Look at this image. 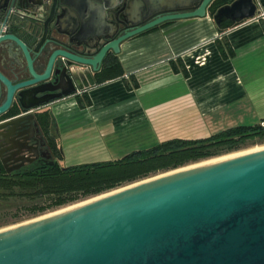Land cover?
Here are the masks:
<instances>
[{"label": "water", "instance_id": "95a60500", "mask_svg": "<svg viewBox=\"0 0 264 264\" xmlns=\"http://www.w3.org/2000/svg\"><path fill=\"white\" fill-rule=\"evenodd\" d=\"M73 1L75 32L84 39L103 40L104 45L86 59L58 56L61 63L64 59L73 65L68 70L73 88L57 100L94 87V75L106 57L119 56L126 41L166 22L207 18L214 0ZM85 5L90 18L79 24ZM112 12L122 25L135 24L140 16L148 20L114 38L103 33L115 27L107 20ZM256 13L254 0H235L219 8L212 21L218 30L226 31L252 20ZM29 65L35 79L26 84L13 87L0 76L9 87L0 116L10 108L17 89L47 83L49 67L36 76ZM58 73H54L57 81ZM25 121L0 125V141L7 145L0 150L6 174L38 160L54 164L49 151L30 144L31 137L23 142L11 139ZM23 135L19 133L18 138ZM144 181L0 232V264H264V150Z\"/></svg>", "mask_w": 264, "mask_h": 264}, {"label": "crops", "instance_id": "0c3cea01", "mask_svg": "<svg viewBox=\"0 0 264 264\" xmlns=\"http://www.w3.org/2000/svg\"><path fill=\"white\" fill-rule=\"evenodd\" d=\"M254 2L264 11V0ZM221 38L233 51L227 60L216 48ZM118 60L123 78L87 89L89 106L74 98L50 106L58 165L117 161L264 120V21L223 34L209 16L175 21L123 43Z\"/></svg>", "mask_w": 264, "mask_h": 264}, {"label": "flooded vegetation", "instance_id": "af4514ba", "mask_svg": "<svg viewBox=\"0 0 264 264\" xmlns=\"http://www.w3.org/2000/svg\"><path fill=\"white\" fill-rule=\"evenodd\" d=\"M74 7L73 0H0V76L15 87L35 79L29 62L36 76H41L49 67V78L45 85H28L15 91L10 108L0 116V125L25 119V122L19 124L20 127L11 139L16 138L17 141L23 142V138L31 137V145H37L39 150H47L51 154L49 140L40 117L50 116L48 130L50 136L55 139L57 129L51 118L50 106L71 98L77 101L86 94L84 89L77 94L56 99L71 92L73 88L68 74L69 68L73 65L64 59L61 63L58 56L71 55L86 59L104 45L103 40L84 39L77 31L75 32L72 18ZM81 12L84 17L79 18V24L90 18V10L86 5L85 10ZM107 20L115 27L103 33L116 38L125 30L134 29L136 27L134 25L147 21L148 17L144 19L140 16L139 22L122 25L119 15L112 12L107 16ZM89 46H92L93 50H90ZM108 56L118 57L112 54ZM101 68L102 65L100 70ZM55 72H59L58 81V77L54 76ZM79 85L83 87L82 83ZM8 96L9 87L0 78V108L7 102ZM19 133L25 135L18 138ZM0 144H2L0 150L7 148L4 141H0ZM9 156V153L4 154V159ZM51 156L54 162L55 157ZM34 165L40 166L43 163L38 160ZM0 166L4 167L1 158ZM28 166L33 165L26 167Z\"/></svg>", "mask_w": 264, "mask_h": 264}, {"label": "trees", "instance_id": "16d2710c", "mask_svg": "<svg viewBox=\"0 0 264 264\" xmlns=\"http://www.w3.org/2000/svg\"><path fill=\"white\" fill-rule=\"evenodd\" d=\"M235 0H214L208 8V15ZM173 22H166L139 36L156 31ZM220 34L225 31H220ZM137 36V37H139ZM218 53L223 60L233 56V51L226 40H216ZM124 76L118 57L107 56L101 70L94 75L95 85H102ZM137 85L133 81V88ZM130 89V87H129ZM80 107L90 105L85 94L77 100ZM49 148L55 159L61 157L56 140L50 136L48 125L50 116L40 117ZM248 127H234L212 135L209 138L186 141L169 140L159 143L147 150L134 151L120 160L60 167L55 161L52 166H28L25 169L6 174L0 166V202L15 198H25L33 202L41 201V206L30 208L33 217L63 207L94 198L114 190L131 185L160 173L200 163L223 154L239 151L248 143L264 142V126L262 124Z\"/></svg>", "mask_w": 264, "mask_h": 264}, {"label": "rangeland", "instance_id": "374dc122", "mask_svg": "<svg viewBox=\"0 0 264 264\" xmlns=\"http://www.w3.org/2000/svg\"><path fill=\"white\" fill-rule=\"evenodd\" d=\"M210 19L212 21V18H210ZM180 21H185V20H180ZM262 126H264V123L262 124ZM263 147H264V142L248 143L247 145H245L243 148H241L237 152L230 153V154H223L219 157L212 158V159L200 162V163L192 164V165H189V166H186L183 168L193 167V166L203 164V163H206V162H209L212 160H216V159L223 158L226 156H231V155L241 153V152L250 151L251 149H254V148H263ZM61 164L62 165H59L60 167L63 166V162H61ZM172 172H174V171H172ZM169 173H171V172L157 174L155 176L148 178V180H145L144 182L158 178V177H162V176L169 174ZM127 186H129V185H127ZM122 188L124 189V187H122ZM120 190H122V189L120 188ZM117 191H119V190L117 189ZM117 191L114 190L113 192H117ZM113 192H111V193H113ZM104 196H106V195H103L100 197H104ZM100 197H97V198H100ZM97 198H94V199L90 198L87 200H83V201H80L78 203L63 207L61 209L50 211V212H47L43 215H38L35 217H33L31 215V212H30L31 209L30 208L35 207V206H41L42 205L41 201L33 202V201H31L29 199H25V198H15V199H11L7 202H0V232L11 230L14 228H18L22 225L30 224L36 220L42 219L44 217H48V216L53 215L55 213L62 212L64 210H67V209H70V208L91 202L93 200H96Z\"/></svg>", "mask_w": 264, "mask_h": 264}, {"label": "bare ground", "instance_id": "6f19581e", "mask_svg": "<svg viewBox=\"0 0 264 264\" xmlns=\"http://www.w3.org/2000/svg\"><path fill=\"white\" fill-rule=\"evenodd\" d=\"M261 150H264V147H263V148H254V149H251L250 151L237 153V154H234V155H231V156H226V157L219 158V159H216V160H212V161H209V162H206V163H203V164H199V165H196V166H193V167L183 168V169L181 168V169L175 170L174 172L171 171V173L166 174V175H164V176H168V175H171V174H176V173H178V172H183V171H186V170H191V169H195V168H199V167L209 166V165H212V164H216V163H218V162H222V161L229 160V159H232V158H236V157H239V156H243V155H246V154H251V153H254V152L261 151ZM164 176H162V177H164ZM158 178H161V177H158ZM158 178H155V179H158ZM155 179H152V180H155ZM149 181H151V180H149ZM146 182H148V181H146ZM133 186H135V185H133ZM122 190H123V189H122ZM119 191H121V190H119ZM119 191H117V192H119ZM113 193H116V192H113ZM113 193H110V194H113ZM110 194H107V195H110ZM107 195H106V196H107ZM104 197H105V196H104ZM100 198H102V197H100ZM97 199H99V198H97ZM85 204H86V203H85ZM82 205H83V204H82ZM79 206H81V205H79ZM79 206H76V207H79ZM76 207H73V208H70V209L64 210V211H62V212L55 213V214L50 215V216H48V217H52V216H55V215L61 214V213H63V212H67V211L72 210V209H74V208H76ZM48 217H44V218H42V219H45V218H48ZM42 219H39V220H42ZM36 221H38V220H36ZM34 222H35V221H34ZM22 226H23V225H22Z\"/></svg>", "mask_w": 264, "mask_h": 264}, {"label": "built area", "instance_id": "2783aa9c", "mask_svg": "<svg viewBox=\"0 0 264 264\" xmlns=\"http://www.w3.org/2000/svg\"><path fill=\"white\" fill-rule=\"evenodd\" d=\"M252 20H254V21H264V11H262V8H260V6H258V5H257V13H256L255 17Z\"/></svg>", "mask_w": 264, "mask_h": 264}]
</instances>
